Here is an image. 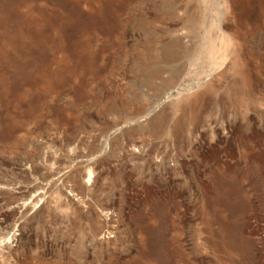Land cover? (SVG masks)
<instances>
[{
  "label": "rangeland",
  "instance_id": "374dc122",
  "mask_svg": "<svg viewBox=\"0 0 264 264\" xmlns=\"http://www.w3.org/2000/svg\"><path fill=\"white\" fill-rule=\"evenodd\" d=\"M0 264H264V0H0Z\"/></svg>",
  "mask_w": 264,
  "mask_h": 264
},
{
  "label": "bare ground",
  "instance_id": "6f19581e",
  "mask_svg": "<svg viewBox=\"0 0 264 264\" xmlns=\"http://www.w3.org/2000/svg\"><path fill=\"white\" fill-rule=\"evenodd\" d=\"M193 22H194V23H196V21H195V20H193ZM170 55H173V54H170ZM170 55H169V56H170ZM169 56H168V57H169ZM155 72H156V71H155ZM153 77H155V76L153 75ZM165 79H166V78H165ZM167 79H168V78H167ZM173 81H174V80H173ZM158 82H159V81H158ZM170 82H171V80H170V79H168V80H167L165 83H168V84H169V86H170ZM166 85H167V84H166ZM207 180H208V179H207ZM207 188H208V187H207ZM207 198H208V197H207ZM148 263H149V262H148Z\"/></svg>",
  "mask_w": 264,
  "mask_h": 264
}]
</instances>
